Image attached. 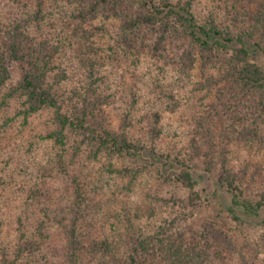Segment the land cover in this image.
I'll return each mask as SVG.
<instances>
[{
    "label": "trees",
    "instance_id": "trees-1",
    "mask_svg": "<svg viewBox=\"0 0 264 264\" xmlns=\"http://www.w3.org/2000/svg\"><path fill=\"white\" fill-rule=\"evenodd\" d=\"M192 2H4L7 9L0 11V155H4L2 151L9 157L19 152L23 160L30 156L29 149L38 136L48 148L61 151L58 161L48 151L43 161L34 165L37 171L28 176L29 182L18 185L16 175L10 173L13 157L0 156V264L212 263L210 251L217 245L214 234L211 238L195 234L188 239L174 229L184 213H177L168 226L160 225L157 237L140 226L139 210L123 203L121 191L112 187L109 191L84 189L79 180L95 164L107 173L128 176L129 181L149 170L157 174L158 189L164 185L185 188L187 199L172 196L169 203L186 212L198 209L208 198L197 189L191 163L200 159L207 174L220 165L217 184L232 195L228 207L232 219L237 223L259 219L264 227V197L256 202L241 201L239 176L225 165L230 142L254 144L263 137L264 67L251 58L264 57V0H259L257 10L248 18L235 14L240 19L229 24L211 16L200 22ZM109 21L113 25L107 29ZM53 22L64 32L55 36L45 33L44 24L53 26ZM105 31L119 50L164 60L187 80L195 65L200 64L203 72L215 70L208 75L206 86L197 82V92L213 91L215 95L210 93L208 108L198 113L196 121L193 117L191 151L186 156L180 152L171 157L157 149L158 142L169 134L162 125L164 112H174L176 102L166 107L162 102L152 103L138 120L128 118L138 112L140 99L152 92L141 95L137 89L132 93L122 129L111 125L107 107L117 110L120 95L101 86L103 82L92 72L97 60L109 55H99L95 47L103 48L105 43L95 38L104 37ZM79 46L88 49L87 55ZM74 52L79 54L78 66L88 57L84 63L88 68L80 69L78 83L65 87L62 82L69 75L63 59ZM12 66L19 70L16 82H12ZM43 114L42 134L37 125ZM215 123L220 124L218 134ZM54 165L58 173L53 171ZM161 201L166 202L154 194L153 202ZM222 244L220 255L233 253L229 239H223Z\"/></svg>",
    "mask_w": 264,
    "mask_h": 264
},
{
    "label": "rangeland",
    "instance_id": "rangeland-1",
    "mask_svg": "<svg viewBox=\"0 0 264 264\" xmlns=\"http://www.w3.org/2000/svg\"><path fill=\"white\" fill-rule=\"evenodd\" d=\"M6 1L0 0V11H6L7 7L5 9L4 4ZM171 1L182 4L187 2V0ZM192 3L193 12L200 22L211 16L218 21L229 24L235 22L234 19L236 18L239 20L241 14L245 15L244 18H248L250 14L257 10L259 0H193ZM28 5L30 8L33 7L29 3ZM234 7H236L235 10ZM235 14L239 16L237 17ZM57 16H53V19ZM53 24L54 27L49 23H45L46 29L44 32L49 33L51 36L64 32L65 29H61L60 24H55V22ZM111 25L113 24L109 21L107 29L112 28ZM50 27L52 28L50 29ZM106 31L101 39L95 38L97 42L105 43L103 48L98 44L95 47H98L99 55L109 54L108 58L97 60L96 70L92 72H95V76L99 77L100 81L103 82V85L99 82L101 86L108 87L109 90L115 91L116 95H120V100L117 102V110L108 109L107 107L106 113L108 114L109 112L110 114L111 125L115 129H122V121L125 118L124 114H127L128 101L132 93L137 89L140 90L141 95L144 93L147 95L148 91L152 92L151 98L143 96L140 99L137 106L138 112H132L128 118L138 120L145 111L150 109L152 103L158 104L162 102L164 104L163 107H166L167 104L173 106L176 102L175 106H173L175 107L174 112L170 110L164 112L162 125L164 132L169 131V134L158 142L157 149L168 153V156L171 157L177 156L180 152L186 156L191 151L188 150L190 149L188 144L189 138L193 136V132L190 131L193 117L194 121H196L197 117H199L198 113L203 110L206 111V107L208 108L210 93L215 95L213 91L207 94L205 91L197 92V82H204L206 86L208 75L215 73V70L209 69V71L203 72L200 64L195 65L189 80H187L176 69L170 67L167 62L164 64V60L163 62L157 61L149 54H139L137 58L135 57L137 54H130L131 52L125 49L123 51L126 52L119 50L118 47L112 45L114 41L111 40V34H107ZM69 32L73 34L72 30H69ZM79 44L82 43L80 42ZM81 48L87 55L88 49L83 46ZM123 54H127V57L125 58ZM78 58L79 54L74 52L70 58L67 56V58L63 59L69 75L62 82L64 86L68 83H78L80 79L78 72L80 69L86 70L88 68L84 64L88 57L84 58L85 62L81 63L80 66L77 65ZM93 61L95 60L93 59ZM251 61L264 67V57L254 55ZM10 71L12 82H16L20 76L19 70L17 67L12 66ZM131 85H135L134 89ZM148 99L150 102L146 101ZM134 111H136V108H134ZM45 119V114L41 115L39 117L40 123L37 125L39 127V129L37 128L38 132L42 134V125ZM219 127L220 124L215 123L214 130L216 129L217 134L219 133ZM262 135L260 142L254 144H246L242 141H237V143L230 142L229 144V152L226 156L228 161L225 162V165L232 173L239 176L240 182L238 183L242 192L240 194L241 201L249 199L252 202H256L264 197V130ZM35 141L36 145L29 149L30 153L28 155L30 156L24 157V161L22 157H18L22 156L19 152L10 156L13 157L10 173L14 176L16 175V178H14L16 185L20 182L23 184L29 182L28 176L37 171L34 165L43 161L42 159L45 158L48 151H52L49 154H52L55 157V161H58L57 157L61 151L58 147L52 148L50 146L48 148L49 145H46L45 140H41L39 136L36 137ZM2 152H4V155L6 154V151ZM4 155H0L1 159L10 158L8 154H6V157H3ZM215 162L221 163L217 162L216 159ZM116 164L120 166L121 163L117 162ZM191 164L194 165L195 177L198 180L197 189L201 195L208 196L206 198L207 202L202 203L198 209L192 212L182 211V208L173 207V204L169 203L172 196H177L181 201L187 199L188 191L185 188L175 185L170 187L164 185L162 189H158L160 186L157 174L149 170L143 171L137 176L135 181H129L128 176L124 178L120 177L119 173L112 174L109 171L107 173L104 171L105 169L95 164L93 169L90 167L88 172H83L79 181L84 189L88 187L91 190L109 191L108 189L112 187L113 191H121L123 193V203L133 204L134 208L139 210V215H141L140 226H144L147 234L153 236L157 235L158 237V227L160 225L161 227L168 226L171 221L176 220L177 213H184L183 215L178 214L180 215L179 219H182L177 221L179 224L175 225L174 228L178 233L184 234L188 239L189 237H195V234H198V237L201 234H206L208 238H211V235L214 234L212 239L214 237L217 239L215 240L217 245L214 244L212 246L209 255L212 259L211 264H264V227L259 219L251 218V221L242 223H237L232 219L228 212L232 195L226 191L225 187L221 188L217 184V179L222 174L221 166L218 165L214 172L207 174L204 172L200 159L194 160ZM132 165L134 166V164ZM20 169L22 172H20ZM53 171L58 173L59 168L54 165ZM24 173L26 174L24 175ZM54 175L57 177L56 174ZM115 175L118 177H115ZM89 178L91 179L90 181ZM204 188L206 190H203ZM154 194L159 195L166 202L154 203ZM72 197L74 198L75 195H72ZM103 202L105 203V201ZM67 203H69V200ZM131 211L133 212V210ZM108 232L110 231L108 230ZM172 232L174 233L175 231ZM217 233L220 235H217ZM223 239L230 240L232 248H234L233 253L220 255ZM241 256L244 257L242 258Z\"/></svg>",
    "mask_w": 264,
    "mask_h": 264
}]
</instances>
